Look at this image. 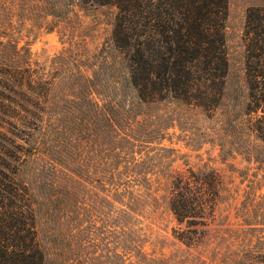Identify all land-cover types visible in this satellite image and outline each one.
<instances>
[{"label":"rangeland","instance_id":"rangeland-1","mask_svg":"<svg viewBox=\"0 0 264 264\" xmlns=\"http://www.w3.org/2000/svg\"><path fill=\"white\" fill-rule=\"evenodd\" d=\"M253 7H264V0H227L224 91L215 110L206 112L179 101L137 97L112 40L114 7L89 9L48 31L25 20L21 0H0V62L29 64L55 82L41 104L54 122L53 153L61 165L35 157L19 172L34 197L43 264H249L250 253L259 255L255 264H264V145L243 123L248 95L243 29ZM8 40L29 52L15 55ZM67 51H77L83 59L101 55L94 62L100 63L94 78L111 81L114 119L119 123L122 108H128L132 134L143 131V140L150 142L126 146L120 139H107L99 120L85 128L82 139H70L63 120L54 117L73 119L86 107L84 98L77 97L80 90L67 88L61 79L59 55ZM107 62L109 71L102 66ZM86 64L82 67L90 74L93 66ZM125 147L128 154H119ZM138 152L141 158L127 163ZM109 159L119 171L115 177L107 172ZM205 166L223 173L225 191L206 238L189 243L179 237L185 224L167 204L169 176Z\"/></svg>","mask_w":264,"mask_h":264},{"label":"trees","instance_id":"trees-1","mask_svg":"<svg viewBox=\"0 0 264 264\" xmlns=\"http://www.w3.org/2000/svg\"><path fill=\"white\" fill-rule=\"evenodd\" d=\"M21 4L25 20H34L48 31L69 24L89 9L112 6L116 9L112 40L123 55L128 83L141 101L169 99L212 112L222 99L228 69L227 0H21ZM243 40L248 89L243 123L264 145V7L248 9ZM7 44L15 55L29 52L25 46L18 47L17 41L8 40ZM97 57H101L98 52L86 59L77 51L60 53L61 79L67 88L80 90L77 97L84 98L86 109L73 119H59L57 114L55 120H63L70 139H82L85 128L99 120L107 139H120L126 146L150 142L143 140L147 136L143 131L132 134L135 130L128 108H122L119 123L114 119L109 106L111 81L108 76L103 81L94 78L100 64L94 63ZM85 62L93 66L90 69L86 64L90 74L82 67ZM102 66L108 71L111 68L108 62ZM54 85L52 77L45 78L29 64L0 62V264L44 261L37 239L34 197L19 172L27 159L35 157L61 165L53 153L57 141L54 122L41 104L49 99ZM122 148L119 154L125 150L127 155L128 147ZM137 155L127 163L141 158L140 152ZM111 162L109 159L107 172L115 177L119 171ZM224 191V175L215 167H188L170 174L166 199L176 220L185 224L179 233L183 241L199 243L206 238ZM248 256L249 264L259 259L252 253Z\"/></svg>","mask_w":264,"mask_h":264}]
</instances>
